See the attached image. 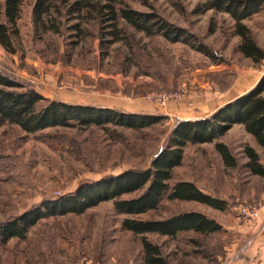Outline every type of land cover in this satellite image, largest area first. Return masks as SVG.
I'll return each instance as SVG.
<instances>
[{
  "label": "rangeland",
  "instance_id": "1",
  "mask_svg": "<svg viewBox=\"0 0 264 264\" xmlns=\"http://www.w3.org/2000/svg\"><path fill=\"white\" fill-rule=\"evenodd\" d=\"M34 1L24 0L15 51L0 44L1 70L49 100L165 119L153 129H119L123 138L117 139L99 127L28 134L15 125L0 126L3 220L45 199L72 193L83 183L148 166L178 119L209 117L264 77V60L254 63L240 52L230 14L205 10L203 0H126L133 8L156 12L183 28L184 41L178 42L162 35L147 37L124 24L129 40L121 33L123 37L112 41L104 26L77 15H66L61 32H44L33 21ZM245 22L264 48L263 17ZM218 141L236 157V167L225 165L214 142L188 145L175 177L226 200L227 208L165 201L160 212L199 211L222 229L207 236L181 232L177 239L147 234L162 246L170 264H264V177L250 171L245 147H254L263 165L264 150L242 124ZM241 205L258 208L259 217H243ZM124 217L112 201L82 215L46 217L25 240L0 245V264H143L139 238L122 231ZM116 244L131 250L126 262L119 261L125 254Z\"/></svg>",
  "mask_w": 264,
  "mask_h": 264
},
{
  "label": "trees",
  "instance_id": "2",
  "mask_svg": "<svg viewBox=\"0 0 264 264\" xmlns=\"http://www.w3.org/2000/svg\"><path fill=\"white\" fill-rule=\"evenodd\" d=\"M203 1L205 10L230 14L234 21V33L240 38L238 48L246 58L254 63L264 60V48L258 43L253 28L245 22L260 16L264 20V0ZM23 3L24 0L0 1V44L11 51L16 49L14 38L19 34L18 21L22 16ZM66 15L97 21L112 36V41L123 37L121 33H126V39L129 38L124 25L147 37L162 35L172 42L184 41L183 28L169 24L156 12L133 8L126 0L34 1L32 17L37 30L61 32ZM163 119L165 117L160 115L122 113L108 107L49 100L0 69V126L15 125L28 134L59 127H99L117 139L123 138L119 129H153ZM235 124H242L264 150V77L252 90L209 117L178 119L166 145L154 154L148 166L129 168L83 183L72 193L45 199L37 207L11 219H0V245H6L15 238L25 240L30 229L46 217L82 215L102 202L112 201L114 210L125 215L121 223L122 231L132 233L141 242L142 263L170 264L162 246L152 242L147 234L177 239L181 232L207 236L222 228L216 220L199 211L161 214L165 201L199 202L220 210L227 208L226 200L204 191L193 181L175 177L176 168L182 165L184 150L188 145L214 142L225 165L236 167V157L225 143L218 141ZM245 153L250 171L264 177V165L257 150L247 145ZM134 193L138 194L125 198ZM115 247L122 248L125 258H119V261L126 262L131 250L125 249L124 244H116Z\"/></svg>",
  "mask_w": 264,
  "mask_h": 264
},
{
  "label": "built area",
  "instance_id": "3",
  "mask_svg": "<svg viewBox=\"0 0 264 264\" xmlns=\"http://www.w3.org/2000/svg\"><path fill=\"white\" fill-rule=\"evenodd\" d=\"M157 96L158 95H155L153 97H156L157 98ZM171 97H180V96L173 95ZM239 212H240V214L243 217H245V218H251V219L258 218L259 215H260V211H259L258 208L254 207V206H248V205H241V206H239Z\"/></svg>",
  "mask_w": 264,
  "mask_h": 264
},
{
  "label": "crops",
  "instance_id": "4",
  "mask_svg": "<svg viewBox=\"0 0 264 264\" xmlns=\"http://www.w3.org/2000/svg\"><path fill=\"white\" fill-rule=\"evenodd\" d=\"M228 97H225V99H227ZM228 101V100H227ZM227 101L224 103V104H226L227 103ZM195 105H193V107H194ZM194 117V116H193ZM191 115H189V119L190 118H193ZM199 118V117H198Z\"/></svg>",
  "mask_w": 264,
  "mask_h": 264
}]
</instances>
